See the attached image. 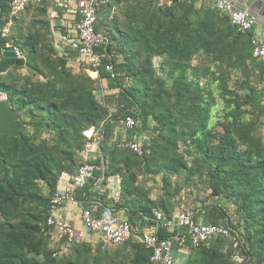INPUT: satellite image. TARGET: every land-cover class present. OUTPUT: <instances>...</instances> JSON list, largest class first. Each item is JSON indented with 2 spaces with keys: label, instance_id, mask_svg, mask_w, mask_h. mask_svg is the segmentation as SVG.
Wrapping results in <instances>:
<instances>
[{
  "label": "trees",
  "instance_id": "obj_1",
  "mask_svg": "<svg viewBox=\"0 0 264 264\" xmlns=\"http://www.w3.org/2000/svg\"><path fill=\"white\" fill-rule=\"evenodd\" d=\"M8 1L0 0V24ZM119 1L101 3L96 31L108 41L95 50L112 63V71L101 66L97 78L83 62L77 70L69 65L75 52H58L46 7L35 5L26 25H20L26 16L14 20L7 41L21 56L9 50L0 58V95L19 113L21 131L0 135V264H155L134 237L114 248L103 240L96 245L59 240L66 253L47 245L54 231L48 224L51 200L68 183L65 176L83 163V131L90 126H101L102 138L91 160L93 177L75 192L80 206L88 208L90 187L103 174H119L124 199L97 195L100 205L93 214L127 207L130 223L140 229L135 216L140 211L151 217L159 208L168 216L173 204L165 196L203 183L210 196L233 204L236 219L217 200L195 201L194 217L197 209L207 211V222L227 226L229 235L189 246L182 264H237L233 254L243 256L240 264H264V139L258 132L264 88L253 83L263 81L264 59L252 55L253 31H238L228 14L204 0H132L123 7L125 22L115 12L107 14ZM195 56L201 67L191 65ZM234 75L242 92L229 86ZM101 79L111 93L101 94ZM216 90L224 105L213 126ZM127 116L135 121L132 128L123 126ZM143 133L151 139L143 142L142 155L119 145L123 137ZM161 169L182 180L172 184L164 174L162 198L143 200L147 190L137 178ZM160 234L168 235L165 229Z\"/></svg>",
  "mask_w": 264,
  "mask_h": 264
},
{
  "label": "built area",
  "instance_id": "obj_2",
  "mask_svg": "<svg viewBox=\"0 0 264 264\" xmlns=\"http://www.w3.org/2000/svg\"><path fill=\"white\" fill-rule=\"evenodd\" d=\"M38 1H8V14L3 18V23L0 24V58L9 50L17 57L21 56L20 50L7 41V37L18 14L24 11L30 2ZM103 1L75 0L77 19L69 28L67 45L70 50L75 52L78 57L77 61L86 64L85 70L92 78L99 76L101 66H104L107 71H112V63H104L102 61L104 54L95 50L108 41L104 35L96 31ZM162 1L159 0L160 3ZM213 6L220 12L228 14L230 22L235 25L238 31L246 33L254 29L256 19L245 10H235L229 0H214ZM251 42L253 57L264 59V37L254 34L251 36ZM100 87L101 94H109L113 91L109 88L106 79H101ZM134 125L135 121L131 116H127L123 120L125 128H132ZM100 129L101 126L97 130L90 126L83 131L85 141L82 150H80L83 163L69 176V182L54 193L51 200L53 207L48 217V224L54 227L52 237L58 241L65 240L67 245L84 242L90 233L97 234L101 240L113 245H120L134 237L150 251V259L155 264H176L174 254L176 247L196 246L207 243L216 235H229L227 226L196 220L193 213L183 208H179L171 217H166L162 211L156 210L152 217V223L143 224L140 229H137L132 226L128 218L121 217L113 210H105L95 216L90 208L80 206L75 198V192L77 188L86 185L93 177L96 166L91 160L94 158L93 154L99 149L102 138ZM145 138L144 133L127 140L123 137L119 145L127 146L137 154L142 155V145ZM64 202L71 203L78 209L81 223L85 229L55 215V209ZM161 229L169 231L168 235L162 236L160 234ZM232 259L237 264L243 262V256L239 254H233Z\"/></svg>",
  "mask_w": 264,
  "mask_h": 264
},
{
  "label": "crops",
  "instance_id": "obj_3",
  "mask_svg": "<svg viewBox=\"0 0 264 264\" xmlns=\"http://www.w3.org/2000/svg\"><path fill=\"white\" fill-rule=\"evenodd\" d=\"M130 1H132V0H120L118 3L113 2L114 6L111 7V10L109 12V16H111L115 12L120 17V21H124L125 22V20H127V18L123 16L122 11H123V7L128 6ZM213 1L214 0H204V2L208 3V4H212ZM38 3L40 5H42V6L47 8V11L49 12V16L51 18V25L53 26L54 20L56 19V20H58V24H60L59 25L60 30L62 28L63 31H65V35H62L61 31H58V30H57V32L56 31L53 32L54 35L57 33L56 34L57 36L55 35V38H54V41H55L54 45H55L56 49L58 50V52L60 54L64 55V54H67V52H68L67 50L72 51V50L69 49V47L67 45V42H68V38L67 37H69L68 36L69 35L68 34L69 33V28L74 24V22H75V20L77 18L76 9H75V0H39L38 2H35V3L32 2V4H30L28 6V11L31 10V8H32V11H30L32 15L36 14L35 5L38 6ZM104 9H105V6H104V8H102V11ZM100 13H101V10H100ZM120 15H122V16H120ZM260 23H261V25L256 23V25L254 26V29L252 31H253V33L255 35L264 37V19H261ZM71 36H72V34H71ZM70 55H72V56L70 57L69 65L72 66V67H76L78 65V63H79L77 61L78 57L76 55H74L73 53L70 54ZM6 64H8V63L6 62ZM67 178H69V177L65 176V179H67ZM104 179H106V183L103 184V186H102L101 182ZM163 182H164L163 178H161V187L163 185ZM137 183L138 182H136V184ZM138 184L142 185V187L147 190V192H146L147 194H145L146 197L143 198V200L147 198L149 200H153L154 201L156 199L162 198L161 196H162V192L163 191L161 192V195L157 197V196H154V195L151 194L152 193L151 186H148L150 184H145V183L141 184L140 182ZM172 184H173V182H172ZM62 187L63 186L59 187V189H62ZM90 191L92 192L93 196L90 197L87 200L88 206H86V207L90 208L92 210V212H95L97 210L98 206L100 205L99 201L96 198L97 195H105L107 197V199L108 200H112V202L124 199V198L121 197L122 188H121V179H120V175L119 174L109 175L107 177H105L104 174H103V176L100 179H98L97 181H95L93 183V185H91ZM133 198L134 197H128L129 200L133 199ZM168 198H170V199H168ZM134 199H136V197ZM164 199L166 200V203L171 202L173 204V207L171 209L170 214L167 216V214L163 210H161L159 208L153 209V214H154V212L156 210H160V211L163 212V214L166 217H171V216H173L175 214V212L179 208L183 207V203H184L183 198H181L182 200H179V197H166L165 196ZM179 205H181V206H179ZM112 210H114V209L112 208ZM199 210L200 209L195 210V212H197V215H196L195 219L199 220V221H207L208 215H209L207 213V211H199ZM114 211H115L116 214L120 215L123 218H128L129 219V217L132 215L127 207L126 208L125 207H121V208L115 209ZM75 212H76V209L73 206H70L68 202H64L61 206H59L58 208L55 209V215L57 217L65 219V220L69 221L70 223H72V224H74L75 226L78 227L82 223H81L79 215L74 217ZM193 215H194V211H193ZM135 216L140 218V219L137 218V220L138 219L139 220L136 222V224L142 223V225H143V224H147V220L148 219L149 220L152 219L153 215L151 217H149L147 215H144L140 211ZM144 219H145V221H144ZM165 232L169 233V231H167V230H165ZM98 239H99V237L95 238L94 241H93L91 236H88V238H86L85 242H88V243H90L92 245H95L96 243H94V242H96ZM106 244H108V243H106ZM176 250L179 253L187 252V254H188L189 253V246L176 247L175 248V252H176Z\"/></svg>",
  "mask_w": 264,
  "mask_h": 264
},
{
  "label": "rangeland",
  "instance_id": "obj_4",
  "mask_svg": "<svg viewBox=\"0 0 264 264\" xmlns=\"http://www.w3.org/2000/svg\"><path fill=\"white\" fill-rule=\"evenodd\" d=\"M35 3V2H34ZM198 4V3H197ZM199 5V4H198ZM32 11V8L31 10H26V11H23L21 13L18 14L17 17H20L19 19L21 20L22 19V16H26L25 19H23V21L20 22V25H26L28 23L29 20L27 19H31V17H34L35 14L32 16L31 12ZM26 13V14H25ZM109 14V13H107ZM106 14V15H107ZM40 16V15H39ZM102 19H104V15H102L101 17ZM106 20V18H105ZM104 20V21H105ZM106 22V21H105ZM110 22V20L108 21ZM58 20H54V23H53V29L54 31L57 32L60 31V27L58 24ZM25 32V28L23 30ZM55 32V33H56ZM57 34V33H56ZM55 34V35H56ZM69 34V33H68ZM54 35V37H55ZM57 36V35H56ZM203 61L201 60V58L195 56L192 60H191V65L194 66V67H201L203 65ZM77 65V64H76ZM78 66L77 65L76 67H73V69L77 70L78 69ZM24 70V69H23ZM264 77V76H263ZM234 81H236V77L235 75L232 76V78L230 79L229 81V86L232 90H236L238 89V87H235V85H237ZM201 83H204V79H201ZM253 83L256 85V87L260 90V88H264V78H263V81H260V80H257V79H253ZM263 86V87H262ZM217 89V88H216ZM239 92H242V89H238ZM262 99H261V102H262V105H264V91H262ZM104 95H107V94H104ZM215 95V98H216V103L212 106V111H211V116H210V120H209V124L210 125H213V126H216V121H217V117H219L220 115V109L223 107V102L222 100L219 98L218 96V93H217V90L216 92L214 93ZM5 97L4 95H0V98H3ZM103 96H101V94L99 95V98L102 99ZM260 121H261V127L258 129V132H260V135L263 137L264 139V115H261L260 117ZM154 136V135H153ZM151 136H148L144 139V141H147V144H148V141H150V138ZM185 145H181L180 147L183 148ZM166 174L167 177L173 182V183H176V182H180L182 180V175L179 174V178L172 174L170 175L168 172H166L164 169H161V170H158L157 172L155 173H152V174H142L140 175L138 178H137V182L139 183H145V184H150L148 186H151V189H152V195L154 196H160L161 195V192H162V187H161V178L162 176ZM64 177V176H63ZM69 179V178H68ZM69 182V180H68ZM191 183V182H190ZM140 185V184H139ZM42 191L43 192H47V187L45 185H42ZM142 187V185H140ZM192 189V192L189 193V189ZM185 187L183 188L182 191H180L179 195L177 197H179V200H182L181 198H183V209L189 211V212H192L194 211V207L196 205H199L198 202H195L197 200H204L206 203L205 204H208V203H213L215 202V200L218 201V203L222 206L225 205L226 208H228V213L231 217L232 220H235L236 219V215H235V207L233 206V204H230V203H226L225 201L221 200V199H217L216 197L213 198V196H210L208 193L209 191L206 190V185L203 184V183H198L197 182V188H195L193 185L191 187ZM196 196H198L196 198ZM70 206H73L71 203H69ZM181 206V205H179ZM75 209H76V212L74 214V217H76L77 215H79V212L77 210V208L75 206H73ZM198 217V216H197ZM83 224H81L80 226L78 227H82ZM85 229V227H83ZM88 236H91V238L94 239L98 237V235L96 234H88ZM87 236V238H88ZM97 236V237H96ZM101 238L99 237V239L94 242V243H104L102 240H100ZM92 243V242H91ZM95 244V245H96ZM106 244V243H105ZM47 245L48 247L52 248L54 247L55 249H58L60 248V253H66L68 252V248H66V245H60L59 244V241L55 238V237H52L50 236L49 240L47 241ZM109 246V247H108ZM118 245H112L111 247L114 248V247H117ZM107 248H110V244H107ZM59 252V251H58ZM174 254H175V262L176 264H182L183 261L186 259L187 257V252H184V253H179L177 250L175 252L174 250Z\"/></svg>",
  "mask_w": 264,
  "mask_h": 264
},
{
  "label": "water",
  "instance_id": "obj_5",
  "mask_svg": "<svg viewBox=\"0 0 264 264\" xmlns=\"http://www.w3.org/2000/svg\"><path fill=\"white\" fill-rule=\"evenodd\" d=\"M235 10H245L261 25L264 19V0H229ZM19 113L13 110L7 98H0V135L9 134L19 136L21 126Z\"/></svg>",
  "mask_w": 264,
  "mask_h": 264
},
{
  "label": "clouds",
  "instance_id": "obj_6",
  "mask_svg": "<svg viewBox=\"0 0 264 264\" xmlns=\"http://www.w3.org/2000/svg\"><path fill=\"white\" fill-rule=\"evenodd\" d=\"M65 186V185H64ZM80 205V204H79Z\"/></svg>",
  "mask_w": 264,
  "mask_h": 264
}]
</instances>
